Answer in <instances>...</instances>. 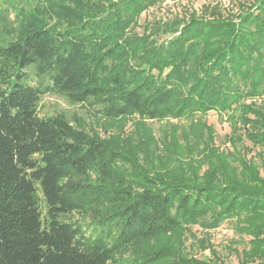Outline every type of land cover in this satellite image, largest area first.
Wrapping results in <instances>:
<instances>
[{
  "label": "trees",
  "instance_id": "16d2710c",
  "mask_svg": "<svg viewBox=\"0 0 264 264\" xmlns=\"http://www.w3.org/2000/svg\"><path fill=\"white\" fill-rule=\"evenodd\" d=\"M164 2L0 8V264H227L225 222L264 264V0L143 18ZM47 94L95 121L40 116Z\"/></svg>",
  "mask_w": 264,
  "mask_h": 264
},
{
  "label": "rangeland",
  "instance_id": "374dc122",
  "mask_svg": "<svg viewBox=\"0 0 264 264\" xmlns=\"http://www.w3.org/2000/svg\"><path fill=\"white\" fill-rule=\"evenodd\" d=\"M39 0H11L9 3H5V0H0V8L8 7L13 11L14 8L20 6H30L38 2ZM221 3L225 8L233 5V0H165V2L156 8H152L144 14L143 18H168L171 19L178 16L188 15L193 11L202 10L204 5ZM1 12V10H0ZM35 84V83H33ZM63 112L68 115L69 118H74L78 115L87 120L95 121V113L92 111L89 105H72L66 101L63 97L54 94H47L43 97L40 106V116H51L57 113ZM206 119L210 125H213L217 132V141L219 144H223L224 137L230 132V128L227 122L221 121L219 115L215 112H211L206 116ZM150 125L154 128L155 132L165 123L151 122ZM41 199L40 205L43 212H45V203ZM75 219H78L82 223H87L88 219L83 218L79 215H74ZM194 235L199 238H203V234L198 227L193 228ZM211 243L216 249H218L220 256L225 260L227 264H237V256L230 245H234V248L241 249L242 244L238 242L240 239L236 237L232 222H225L221 227L210 232ZM238 242V243H237ZM193 242V238L189 239L188 245L190 246ZM240 245V247L238 246ZM196 245V247H195ZM194 247V248H193ZM193 254L198 258L211 257L210 250H204L202 247H198L197 243L192 245Z\"/></svg>",
  "mask_w": 264,
  "mask_h": 264
}]
</instances>
